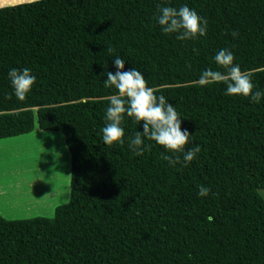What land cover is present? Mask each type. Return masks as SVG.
Segmentation results:
<instances>
[{"label": "trees", "instance_id": "16d2710c", "mask_svg": "<svg viewBox=\"0 0 264 264\" xmlns=\"http://www.w3.org/2000/svg\"><path fill=\"white\" fill-rule=\"evenodd\" d=\"M187 5L208 32L192 40L165 34L158 6ZM236 31L238 35L233 37ZM115 51L109 53L107 48ZM229 49L264 91V0H30L0 6V138L60 131L70 151L69 200L51 217L0 214V264H264V97L227 95L224 83L198 84ZM136 69L159 89L192 133L186 167L155 141L136 155L143 131L125 115V143L102 129L107 72ZM191 64V68L188 64ZM37 77L23 101L8 73ZM210 187L200 196V186Z\"/></svg>", "mask_w": 264, "mask_h": 264}, {"label": "clouds", "instance_id": "9594fccd", "mask_svg": "<svg viewBox=\"0 0 264 264\" xmlns=\"http://www.w3.org/2000/svg\"><path fill=\"white\" fill-rule=\"evenodd\" d=\"M39 2V0H33ZM159 15L156 17L162 31L165 34L178 33V40H192L200 36H206L208 32V21L200 16L197 11L187 5L177 9L170 6H158ZM233 37L238 33L233 31ZM111 54L115 50L107 48ZM215 62L225 69L203 70L198 80V84L206 86L214 83H224L226 94L235 96L243 95L250 97L253 103H259L264 97V91L256 90L253 83V73L241 69L239 64H235L233 52L227 48L221 49L214 57ZM115 65L117 71L113 74L107 72L108 79L104 81L106 88L115 87L118 94L108 97L110 101L106 109V120L108 123L102 129L103 142L108 146L114 144L123 145L125 143V128L123 122L125 115L131 117L135 122L143 121V131H137L134 137L128 138V147L136 155H143L145 150L151 148L150 144H145V138L155 141L165 149L173 153H183L169 156L161 154V159L167 161L175 167L181 164L186 167L192 162L201 151L199 144L185 151V146L190 143L192 133L187 129L182 130L181 116L176 108L166 100L164 95H157L159 89L148 86V80L141 71L130 69L124 71L125 60L116 56ZM191 68V64H188ZM8 76L18 100L23 101L27 94L32 91V86L36 83L37 77L32 75L29 68L22 71L13 68ZM211 192L210 187L200 186L199 195L204 197Z\"/></svg>", "mask_w": 264, "mask_h": 264}, {"label": "rangeland", "instance_id": "374dc122", "mask_svg": "<svg viewBox=\"0 0 264 264\" xmlns=\"http://www.w3.org/2000/svg\"><path fill=\"white\" fill-rule=\"evenodd\" d=\"M23 1L26 0H0V6ZM36 128L37 126L34 129ZM36 132L37 130L32 135H26L20 141H9L5 150L0 151V183L8 182L16 188L17 185L24 186L31 180L35 183L44 179L45 184L55 183L66 193L70 184V151L64 135L60 131L51 130L44 131L49 132L45 134ZM49 134H52L51 137H48ZM259 192L264 198V188H260ZM60 197H55L54 200L59 201L56 205L63 203L60 202ZM52 215L53 212L48 217Z\"/></svg>", "mask_w": 264, "mask_h": 264}, {"label": "crops", "instance_id": "0c3cea01", "mask_svg": "<svg viewBox=\"0 0 264 264\" xmlns=\"http://www.w3.org/2000/svg\"><path fill=\"white\" fill-rule=\"evenodd\" d=\"M31 1V0H30ZM37 126V124H36ZM35 126V127H36ZM37 130V134H45L47 130L40 129L38 126L36 129L28 133H23L15 136L0 138V151L5 150V145L9 141H20L26 135H32L31 133ZM53 131V130H51ZM34 134V133H33ZM49 134L48 137H51ZM41 181L31 180L26 185H17L16 188L10 186L8 182L0 183V214L8 219L13 218H26L37 215L49 216L51 212L54 213L56 204L59 201H55V197L60 195L62 201L67 202L70 195V184L68 185L67 191L62 192L61 187L53 184H45L44 179ZM69 181H70V170H69ZM33 182V183H32ZM8 184V185H7ZM64 189V188H62Z\"/></svg>", "mask_w": 264, "mask_h": 264}, {"label": "water", "instance_id": "95a60500", "mask_svg": "<svg viewBox=\"0 0 264 264\" xmlns=\"http://www.w3.org/2000/svg\"><path fill=\"white\" fill-rule=\"evenodd\" d=\"M21 3V2H20Z\"/></svg>", "mask_w": 264, "mask_h": 264}]
</instances>
